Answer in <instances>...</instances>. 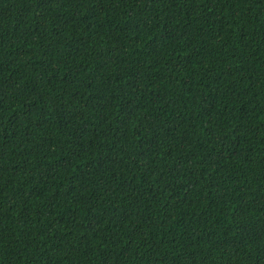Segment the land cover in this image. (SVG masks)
<instances>
[{"label":"trees","instance_id":"16d2710c","mask_svg":"<svg viewBox=\"0 0 264 264\" xmlns=\"http://www.w3.org/2000/svg\"><path fill=\"white\" fill-rule=\"evenodd\" d=\"M0 264H264V0H0Z\"/></svg>","mask_w":264,"mask_h":264}]
</instances>
